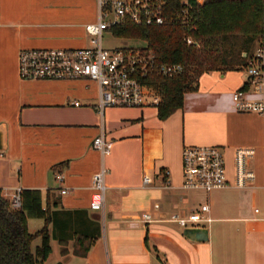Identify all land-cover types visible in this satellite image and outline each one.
I'll return each mask as SVG.
<instances>
[{"label":"crops","instance_id":"obj_1","mask_svg":"<svg viewBox=\"0 0 264 264\" xmlns=\"http://www.w3.org/2000/svg\"><path fill=\"white\" fill-rule=\"evenodd\" d=\"M96 19V0H0V193L9 200L16 189L36 188L43 204L49 200L50 252L36 264H264L261 118L231 101L239 88L264 101V87L252 92L245 69L204 72L181 108L159 119L155 106H109L99 115L97 85L85 77H19L20 50L87 46L84 26ZM101 133L111 141L106 154L92 147ZM185 145L219 147L227 184L181 188ZM241 146L253 149L252 178L236 186L234 149ZM101 166L103 206L92 209V175ZM203 204L209 220L198 226L206 240H189L170 215L184 218ZM43 225L26 219L31 233ZM39 242L34 237L31 249Z\"/></svg>","mask_w":264,"mask_h":264},{"label":"built area","instance_id":"obj_2","mask_svg":"<svg viewBox=\"0 0 264 264\" xmlns=\"http://www.w3.org/2000/svg\"><path fill=\"white\" fill-rule=\"evenodd\" d=\"M176 2L175 17L172 18L170 7ZM203 0H96L97 19L84 26L89 44L79 48H42L23 49L17 56V72L24 79H65L85 77L97 85L96 112L101 115L109 106L142 107L154 106L159 101L155 90L145 83L152 75L172 76L181 72L179 63L158 61L153 51L144 47H117L110 50L101 46V34L104 30L121 23L130 22L144 26H161L171 19L185 29L189 21L190 10L194 5H201ZM187 44L190 37H185ZM264 52L261 48L254 51V59L245 68L246 82L252 92L259 93L264 87ZM245 90L239 88L231 93L233 107L237 111L256 112L261 118L262 127V173L264 180V101L249 100ZM74 102V105H77ZM92 147L106 154L111 141L101 134L92 140ZM253 154L251 147L234 149L236 186L245 185L252 172L247 167V160ZM106 168L101 166L92 175L94 192L90 208L102 209ZM183 189L209 191L224 187L227 183L223 155L215 145H185L181 149ZM61 180V175L56 176ZM142 182H149L147 176ZM20 189H16L9 198L13 208L20 206ZM66 189H60L65 193ZM207 205H200L199 210L191 211L186 217L171 214L170 219L182 226H198L201 221H208L204 216ZM142 218L148 220L147 213Z\"/></svg>","mask_w":264,"mask_h":264},{"label":"trees","instance_id":"obj_3","mask_svg":"<svg viewBox=\"0 0 264 264\" xmlns=\"http://www.w3.org/2000/svg\"><path fill=\"white\" fill-rule=\"evenodd\" d=\"M171 4L174 19L176 2ZM173 19L161 26L125 22L108 30L117 38L143 41L142 47L153 51L158 61L181 65L178 74L145 79L159 96L154 105L159 119L181 108L183 94L196 89L202 73L243 70L254 59L256 48L264 52V0H203L190 10L185 29ZM185 37H190L191 43L187 44ZM19 194L20 206L13 208L0 193V264H36L50 252L46 230L49 200L43 204L36 188H22ZM46 197L51 195L47 192ZM51 202L57 203L54 197ZM27 218H41L44 225L31 233L26 227ZM36 236L40 242L32 250ZM76 254L84 255L85 249Z\"/></svg>","mask_w":264,"mask_h":264},{"label":"rangeland","instance_id":"obj_4","mask_svg":"<svg viewBox=\"0 0 264 264\" xmlns=\"http://www.w3.org/2000/svg\"><path fill=\"white\" fill-rule=\"evenodd\" d=\"M101 46L110 50L117 47H142L144 46V42L138 39L117 38L112 36L108 30H104L101 34ZM34 247H32V250Z\"/></svg>","mask_w":264,"mask_h":264},{"label":"water","instance_id":"obj_5","mask_svg":"<svg viewBox=\"0 0 264 264\" xmlns=\"http://www.w3.org/2000/svg\"><path fill=\"white\" fill-rule=\"evenodd\" d=\"M5 147V126L0 123V149ZM206 228L203 226H185L182 235L192 241L206 240Z\"/></svg>","mask_w":264,"mask_h":264}]
</instances>
